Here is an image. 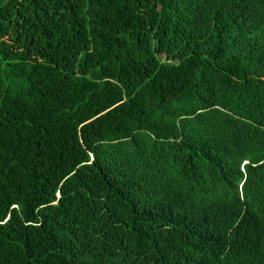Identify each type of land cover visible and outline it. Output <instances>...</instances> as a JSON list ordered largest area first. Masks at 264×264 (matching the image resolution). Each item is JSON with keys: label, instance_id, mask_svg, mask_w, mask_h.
Here are the masks:
<instances>
[{"label": "trees", "instance_id": "obj_1", "mask_svg": "<svg viewBox=\"0 0 264 264\" xmlns=\"http://www.w3.org/2000/svg\"><path fill=\"white\" fill-rule=\"evenodd\" d=\"M0 264H264V0H0Z\"/></svg>", "mask_w": 264, "mask_h": 264}]
</instances>
